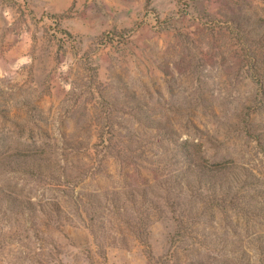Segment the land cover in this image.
Instances as JSON below:
<instances>
[{
  "label": "rangeland",
  "instance_id": "1",
  "mask_svg": "<svg viewBox=\"0 0 264 264\" xmlns=\"http://www.w3.org/2000/svg\"><path fill=\"white\" fill-rule=\"evenodd\" d=\"M1 191L0 264H264V0H0Z\"/></svg>",
  "mask_w": 264,
  "mask_h": 264
},
{
  "label": "trees",
  "instance_id": "2",
  "mask_svg": "<svg viewBox=\"0 0 264 264\" xmlns=\"http://www.w3.org/2000/svg\"><path fill=\"white\" fill-rule=\"evenodd\" d=\"M197 169L196 172L193 173V170L191 169L190 172L193 173V179L198 181V187L193 188L192 185H189V190L194 193L196 190L197 194H200L201 190H203L204 186L211 187V189L214 191L219 189H226L227 192H231V190L234 188L235 184L240 182L241 179L236 178L237 175H232L230 172L222 171L218 165L214 168L212 166H209L207 164L203 163H196ZM253 184V181L252 183ZM2 192V198L0 199L1 202L5 200L6 204L0 206V213H3L5 219L7 222H9V219L14 221V224L16 225V231L20 233L21 231L27 232L32 231L34 232V236L37 237L38 234L41 231V224H48L47 221L42 220L39 223L34 221L31 213H34L36 208L33 205V202L31 200L27 201H21L18 200L15 197H11V194H7L5 191ZM228 196V193H222L218 196V200L225 201ZM5 197V199H4ZM232 199V198H231ZM55 210L59 211L61 208L55 205ZM39 211L44 213V209L42 207H39ZM183 222V221H182ZM61 226V224L57 225V227ZM11 229V228H9ZM28 236V235H25Z\"/></svg>",
  "mask_w": 264,
  "mask_h": 264
}]
</instances>
